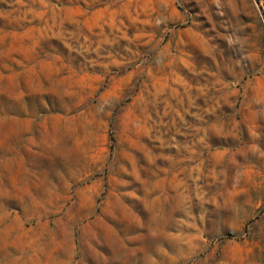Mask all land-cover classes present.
Returning <instances> with one entry per match:
<instances>
[{
    "label": "rangeland",
    "instance_id": "obj_1",
    "mask_svg": "<svg viewBox=\"0 0 264 264\" xmlns=\"http://www.w3.org/2000/svg\"><path fill=\"white\" fill-rule=\"evenodd\" d=\"M264 264V0H0V264Z\"/></svg>",
    "mask_w": 264,
    "mask_h": 264
},
{
    "label": "crops",
    "instance_id": "obj_2",
    "mask_svg": "<svg viewBox=\"0 0 264 264\" xmlns=\"http://www.w3.org/2000/svg\"><path fill=\"white\" fill-rule=\"evenodd\" d=\"M57 264H65L63 260H60Z\"/></svg>",
    "mask_w": 264,
    "mask_h": 264
}]
</instances>
